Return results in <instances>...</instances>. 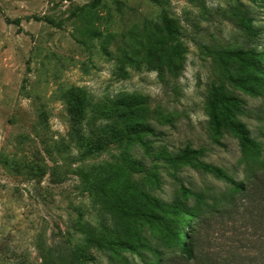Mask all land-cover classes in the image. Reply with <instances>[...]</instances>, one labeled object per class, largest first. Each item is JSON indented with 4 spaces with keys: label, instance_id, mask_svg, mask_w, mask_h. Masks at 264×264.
<instances>
[{
    "label": "rangeland",
    "instance_id": "rangeland-1",
    "mask_svg": "<svg viewBox=\"0 0 264 264\" xmlns=\"http://www.w3.org/2000/svg\"><path fill=\"white\" fill-rule=\"evenodd\" d=\"M207 48L253 50L256 66L231 60L246 87ZM260 76L264 0H0V264H184L161 225L98 193L156 212L146 194L179 206L183 220L215 205L192 264H264ZM215 87L244 102L234 118L258 146L247 157L210 121ZM187 148L245 189L229 193L202 165L165 159Z\"/></svg>",
    "mask_w": 264,
    "mask_h": 264
},
{
    "label": "trees",
    "instance_id": "trees-1",
    "mask_svg": "<svg viewBox=\"0 0 264 264\" xmlns=\"http://www.w3.org/2000/svg\"><path fill=\"white\" fill-rule=\"evenodd\" d=\"M164 24L166 25L165 29L168 33L179 31L167 15L164 16ZM207 49L219 61L221 66L228 73V78L231 81L235 82L237 85L246 87V78H241L233 75V71L230 67L231 60L238 59L242 61L243 66H256L257 63L253 58L256 53L253 50ZM252 79H254L256 83L264 86L263 77H254ZM241 103H244L243 100L239 99L237 96L228 95L221 88L215 87L213 91V99L210 106V121L218 132L221 131V129L225 126L232 130L238 136L244 157H247L248 151L250 149H257L258 146L257 142L250 136V132L246 125L238 121L237 119L235 120L234 118L235 113L242 111ZM83 105L84 101L81 98L77 99L75 104L76 112L79 111L83 107ZM118 114L122 115V113L120 112ZM80 118L81 114L72 113V120L74 121L73 123L78 122ZM127 129H130V127L128 126ZM201 153L202 150L200 149L191 150L187 148L175 155H167L165 156V159L170 162L189 163L194 167H199L200 165H202L205 170L212 172L218 178L225 179L229 183V193L233 194L235 191L238 192L245 189V182L236 181L223 168L205 163L202 164L201 162H195L193 158L200 155ZM30 168V172L37 177L44 176V174L46 173V171H44L42 168L35 167L34 165H32V167ZM107 174V171L101 172L97 176V178L94 179V184L103 185V183L105 182L104 178ZM224 194L229 197V194H227L226 191L224 192ZM97 197L99 201L104 205L116 209L124 216L133 219L146 220L161 225L163 227V230L167 231L171 235V238H173V240H175V242H177L181 246V250L184 256V264H192L199 259V236L202 230L203 222L207 217L222 212V210L214 205L211 207L210 215L208 216L202 215L201 218L197 220L196 217H198L199 213L201 212H195L194 210H192L190 212V216H184L183 220L180 217L182 209L179 206H176V204H165L159 199H153L146 194L144 196L145 204L156 209V212L144 211L140 208H130L125 202L117 201L113 196H109L107 194H103L100 196L98 193ZM227 210L228 209H225L224 212H227ZM210 262H212V260ZM210 262L208 261L204 264H209Z\"/></svg>",
    "mask_w": 264,
    "mask_h": 264
}]
</instances>
